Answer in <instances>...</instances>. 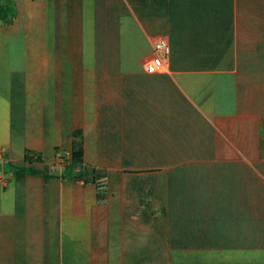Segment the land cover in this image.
<instances>
[{
	"label": "crops",
	"instance_id": "0c3cea01",
	"mask_svg": "<svg viewBox=\"0 0 264 264\" xmlns=\"http://www.w3.org/2000/svg\"><path fill=\"white\" fill-rule=\"evenodd\" d=\"M14 1L0 264H264V0ZM156 35L169 55L147 73Z\"/></svg>",
	"mask_w": 264,
	"mask_h": 264
},
{
	"label": "trees",
	"instance_id": "16d2710c",
	"mask_svg": "<svg viewBox=\"0 0 264 264\" xmlns=\"http://www.w3.org/2000/svg\"><path fill=\"white\" fill-rule=\"evenodd\" d=\"M16 2L14 0H0V20L6 24H12L16 18ZM70 163L64 165L61 178L64 180L67 177L73 176L75 173H81L76 171L75 167L83 164V133L81 130H74L72 132L71 149L69 152ZM24 162L33 163L40 162L41 156L39 153L32 150H25ZM21 172L25 174H33L37 171L30 168H24ZM106 170L95 168L94 169V182H96V198L97 201L103 202L107 198V194L98 180L105 179Z\"/></svg>",
	"mask_w": 264,
	"mask_h": 264
},
{
	"label": "built area",
	"instance_id": "2783aa9c",
	"mask_svg": "<svg viewBox=\"0 0 264 264\" xmlns=\"http://www.w3.org/2000/svg\"><path fill=\"white\" fill-rule=\"evenodd\" d=\"M168 55L169 45L166 37L162 35L153 36L151 40L150 56L144 61L145 71L147 73H156L161 71Z\"/></svg>",
	"mask_w": 264,
	"mask_h": 264
}]
</instances>
